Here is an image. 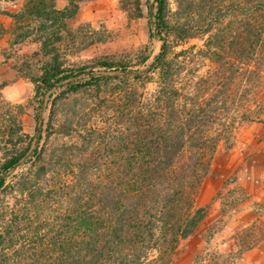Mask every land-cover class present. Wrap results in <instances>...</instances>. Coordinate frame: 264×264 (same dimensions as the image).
I'll use <instances>...</instances> for the list:
<instances>
[{"label":"trees","instance_id":"trees-1","mask_svg":"<svg viewBox=\"0 0 264 264\" xmlns=\"http://www.w3.org/2000/svg\"><path fill=\"white\" fill-rule=\"evenodd\" d=\"M118 1L142 16L140 0ZM175 2L153 0L151 35L162 45L145 70L115 57L67 66L43 37L49 59L34 82L33 135L6 141L0 162V193L13 189L22 199L10 238L0 233V264H169L195 231L203 218L196 197L219 145L230 144L237 123L264 124V0ZM33 6L52 36L73 34L68 8ZM171 33L179 41L209 35L192 48L185 84L190 52H178ZM81 95L101 102L70 105ZM44 211L51 215L42 219ZM24 234L29 246L15 248ZM263 236L248 228L239 256Z\"/></svg>","mask_w":264,"mask_h":264},{"label":"rangeland","instance_id":"rangeland-1","mask_svg":"<svg viewBox=\"0 0 264 264\" xmlns=\"http://www.w3.org/2000/svg\"><path fill=\"white\" fill-rule=\"evenodd\" d=\"M140 2L142 16L133 17L121 9L118 0H0V162L10 148L6 141L16 143L19 138L24 140L25 135H33L37 106L34 82L49 59L48 51L42 47L43 37L53 40L67 66L115 57L145 70L160 52L162 41L151 35L149 12L153 0ZM30 3L42 11L49 4L57 10L68 8L66 23L73 34L62 32L58 37L52 36L51 21L35 15L36 10L30 11ZM175 4L172 0L173 8ZM171 34V40L179 44L178 52H190L188 69L182 71L185 84L192 78V48H202L209 35L203 33L179 41ZM146 55V63L138 65ZM207 66L200 70L206 71ZM145 87L153 90L155 84L147 83ZM69 102L74 105L101 101L81 95ZM50 106L47 103L43 110L45 121ZM28 167L25 162L19 165L9 181L14 182L15 175ZM21 203L16 190L0 193V233L6 238H10L5 234L6 228L15 216L21 215ZM195 209L202 211L203 218L195 231L180 241L169 264H264V236L239 256V240L248 228L264 234V124L235 125L230 144H220L212 158ZM50 213L44 211L40 217L48 218ZM26 236L15 248H21L22 244L29 246L31 238Z\"/></svg>","mask_w":264,"mask_h":264},{"label":"water","instance_id":"water-1","mask_svg":"<svg viewBox=\"0 0 264 264\" xmlns=\"http://www.w3.org/2000/svg\"><path fill=\"white\" fill-rule=\"evenodd\" d=\"M157 28L155 27V30H156Z\"/></svg>","mask_w":264,"mask_h":264}]
</instances>
